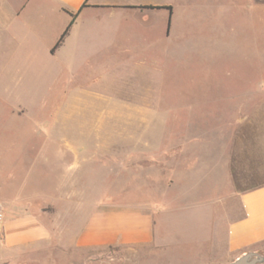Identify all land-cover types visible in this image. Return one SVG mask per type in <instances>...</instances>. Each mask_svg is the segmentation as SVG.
Masks as SVG:
<instances>
[{
  "label": "crops",
  "instance_id": "0c3cea01",
  "mask_svg": "<svg viewBox=\"0 0 264 264\" xmlns=\"http://www.w3.org/2000/svg\"><path fill=\"white\" fill-rule=\"evenodd\" d=\"M262 9V0H233V5L231 0H0V119L8 115L20 121L0 122V208L5 217L0 264H133L138 250L153 245L156 221L151 209L110 204L97 189L78 186L97 173L100 149L89 150V140L79 139L81 135L62 141L49 134L39 138L50 124L38 121L28 125L31 137L24 138L28 126L21 121L46 108L56 88L61 87L57 92L64 102L104 98L102 89L78 81L85 73L98 74L91 84L110 77L127 83L116 89L135 88L129 84L133 76L158 73L139 53L166 50L203 16L215 28L232 13ZM40 84L47 90L40 91ZM70 108L52 116L58 121L68 111L82 113ZM214 142L208 134V176L221 173L216 164L223 158L209 149ZM150 145L145 141L143 146ZM91 146L101 148L102 142L94 140ZM175 189L178 199L192 196L194 210L215 205L214 198H200L198 188L164 191ZM238 198L242 214L227 224L222 238L213 233L210 240L211 249L222 246L234 259L264 242V184Z\"/></svg>",
  "mask_w": 264,
  "mask_h": 264
},
{
  "label": "rangeland",
  "instance_id": "374dc122",
  "mask_svg": "<svg viewBox=\"0 0 264 264\" xmlns=\"http://www.w3.org/2000/svg\"><path fill=\"white\" fill-rule=\"evenodd\" d=\"M262 4L261 13H232L215 28L203 16L188 27L191 34L183 29L166 50L140 52L138 58L151 68L156 65L158 73L133 76L129 84L135 88L116 89L127 83L110 77L91 84L98 74L85 73L78 81L102 89L104 98L64 102L58 97L61 87L56 88L46 108L21 121L50 124L39 138L49 134L62 141L81 135L90 146L101 140V148L88 144L89 150L103 153L95 165L98 171L78 186L97 189L110 204L152 210L155 242L138 250L133 264H226L234 259L222 246L211 249L210 240L213 233L222 238L227 224L242 214L239 193L264 184V0ZM45 90L46 84H40V91ZM67 107L82 113L68 111L54 119V111ZM3 121L20 122L8 115ZM28 128L24 138L31 137ZM208 134L215 141L209 149L223 158L216 164L221 173L211 176L206 173ZM145 141L151 143L148 148ZM169 187L198 188L200 198H214L215 205L194 210L191 195L178 199L177 189L164 191ZM256 252L264 255V242Z\"/></svg>",
  "mask_w": 264,
  "mask_h": 264
},
{
  "label": "water",
  "instance_id": "95a60500",
  "mask_svg": "<svg viewBox=\"0 0 264 264\" xmlns=\"http://www.w3.org/2000/svg\"><path fill=\"white\" fill-rule=\"evenodd\" d=\"M226 264H264V255L256 251L245 252Z\"/></svg>",
  "mask_w": 264,
  "mask_h": 264
},
{
  "label": "built area",
  "instance_id": "2783aa9c",
  "mask_svg": "<svg viewBox=\"0 0 264 264\" xmlns=\"http://www.w3.org/2000/svg\"><path fill=\"white\" fill-rule=\"evenodd\" d=\"M4 223H5V217H4V213L0 208V241L3 235V230H4Z\"/></svg>",
  "mask_w": 264,
  "mask_h": 264
},
{
  "label": "trees",
  "instance_id": "16d2710c",
  "mask_svg": "<svg viewBox=\"0 0 264 264\" xmlns=\"http://www.w3.org/2000/svg\"><path fill=\"white\" fill-rule=\"evenodd\" d=\"M71 26H72V23H71V24L69 25V27L66 29V31L64 32V34L62 35V37L60 38V40L58 41V43L56 44L55 48L59 47V46L62 44V42L64 41L66 35L68 34L69 29H70Z\"/></svg>",
  "mask_w": 264,
  "mask_h": 264
}]
</instances>
